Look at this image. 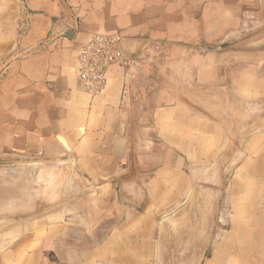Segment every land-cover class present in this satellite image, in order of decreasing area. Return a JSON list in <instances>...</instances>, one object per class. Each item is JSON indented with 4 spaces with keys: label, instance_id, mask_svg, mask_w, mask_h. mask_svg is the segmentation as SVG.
Wrapping results in <instances>:
<instances>
[{
    "label": "crops",
    "instance_id": "obj_1",
    "mask_svg": "<svg viewBox=\"0 0 264 264\" xmlns=\"http://www.w3.org/2000/svg\"><path fill=\"white\" fill-rule=\"evenodd\" d=\"M260 30L264 0H0V160L69 173L37 222L0 233V264H152L158 215L219 192L239 154L200 264H264V48L215 43ZM95 33L166 54L133 78L112 66L92 96L75 66Z\"/></svg>",
    "mask_w": 264,
    "mask_h": 264
},
{
    "label": "rangeland",
    "instance_id": "obj_2",
    "mask_svg": "<svg viewBox=\"0 0 264 264\" xmlns=\"http://www.w3.org/2000/svg\"><path fill=\"white\" fill-rule=\"evenodd\" d=\"M242 33L239 32V38L232 39L230 44L222 47L264 48V31L260 30L256 34H251L253 36L249 38ZM228 40L221 39L215 43L218 46L219 43ZM240 109L238 123L244 121L241 118L244 109ZM242 159L239 154L237 162L230 166L223 165L221 174L217 177L220 188L219 192H216L218 195L216 199L214 198L215 201L212 197L216 194L210 192L207 193L206 200L203 203L200 202V206L194 205L191 199L193 189H191L183 200L174 205L173 209L158 215L157 251L152 264H200L204 248L207 249L210 241L219 232L216 228L220 223V217L213 213V207L225 206L223 197L229 194L231 179ZM28 162L20 159L0 160V164L4 165L18 164L0 168V175H4L0 176L2 187L5 192L10 191L0 196V233L9 227L29 224L34 220L37 222L38 213L54 207L64 194V185L69 173L63 166L51 164L46 167H32L27 164ZM28 175L30 178L27 177ZM3 179L8 180V186L4 184ZM185 206L191 209L182 211ZM197 207L204 212V215L199 214ZM199 226H204L205 230H199Z\"/></svg>",
    "mask_w": 264,
    "mask_h": 264
},
{
    "label": "built area",
    "instance_id": "obj_3",
    "mask_svg": "<svg viewBox=\"0 0 264 264\" xmlns=\"http://www.w3.org/2000/svg\"><path fill=\"white\" fill-rule=\"evenodd\" d=\"M119 34L95 33L82 46L76 62V72L80 88L92 96L100 95L108 82V71L112 66L123 68L125 76L136 77L146 65H153L166 54L167 44L162 41H146L142 49L133 57H126L119 43ZM24 51L18 57L28 55ZM128 87H124V93Z\"/></svg>",
    "mask_w": 264,
    "mask_h": 264
},
{
    "label": "water",
    "instance_id": "obj_4",
    "mask_svg": "<svg viewBox=\"0 0 264 264\" xmlns=\"http://www.w3.org/2000/svg\"><path fill=\"white\" fill-rule=\"evenodd\" d=\"M124 41H125V38H122L121 39V41H120V43H119V47H120V49H121V51H122V53L126 56V57H129V58H133L141 49H142V47L144 46V44H145V40H143L144 42H142V44H141V46H140V48L138 49V50H131V51H127L125 48H124V46H123V44H124ZM231 43V41H225V42H221V43H219V47H222V46H224V45H228V44H230ZM62 162H53V163H49V162H39V161H36V162H28L27 164L29 165V166H32V167H46V166H49V165H51V164H57V165H60ZM14 165H18V164H7V165H4V164H0V168H4V167H8V166H11V167H13ZM2 176H4L3 174H1ZM0 175V176H1ZM28 178H30L29 177V175L27 176ZM1 178V180H2V177H0ZM7 179V178H6ZM3 182H4V184H6L7 186L9 185V183H8V180H5V179H3ZM66 184H67V182H65V185H64V187H66ZM33 213V212H32ZM32 222V221H31Z\"/></svg>",
    "mask_w": 264,
    "mask_h": 264
},
{
    "label": "bare ground",
    "instance_id": "obj_5",
    "mask_svg": "<svg viewBox=\"0 0 264 264\" xmlns=\"http://www.w3.org/2000/svg\"><path fill=\"white\" fill-rule=\"evenodd\" d=\"M0 192H3L4 193V191H3V189H2L1 186H0ZM0 195H2V193H0Z\"/></svg>",
    "mask_w": 264,
    "mask_h": 264
}]
</instances>
